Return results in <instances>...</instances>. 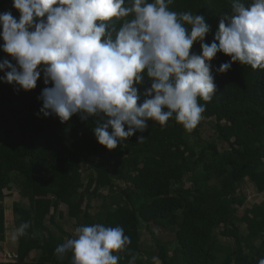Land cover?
I'll return each instance as SVG.
<instances>
[{"label":"trees","instance_id":"trees-1","mask_svg":"<svg viewBox=\"0 0 264 264\" xmlns=\"http://www.w3.org/2000/svg\"><path fill=\"white\" fill-rule=\"evenodd\" d=\"M241 2L247 6L252 0ZM232 3L174 0L170 10L203 16L211 28L204 43L211 44L221 17L232 14ZM8 11L19 19L12 0H0V13ZM201 52L200 42H194L190 53ZM4 59L16 64L0 49V62ZM230 60L218 52L210 61L217 89L210 102L198 101L205 112L193 130L174 117L164 125L149 120L148 128L112 150L99 144L93 131L105 121L103 114L79 112L62 122L55 114L40 113L38 97L52 86L44 84L43 72L29 91L0 81V244L7 238L5 200L14 182L29 203H14L15 227L30 225L17 238L14 258L0 264H72L71 251L63 257L55 253L75 235L62 220L75 221L76 228L122 227L131 242L113 253L118 264H258L264 258V202L243 216L238 211L247 202L239 192L244 181L264 192V69L237 61L219 72ZM150 85L145 78L137 86L138 106ZM212 119L217 140H205L202 121ZM95 199L102 204L92 213L84 207ZM151 225L172 230L175 239L160 240ZM144 227L154 241L149 250L141 244Z\"/></svg>","mask_w":264,"mask_h":264},{"label":"clouds","instance_id":"clouds-1","mask_svg":"<svg viewBox=\"0 0 264 264\" xmlns=\"http://www.w3.org/2000/svg\"><path fill=\"white\" fill-rule=\"evenodd\" d=\"M173 2L12 0L20 16L0 13V49L16 64L0 62L5 72L0 81L29 91L43 72L44 84L52 86L38 97L40 113L55 114L62 122L79 112L103 114L105 121L93 131L109 150L143 132L149 120L164 125L174 117L191 131L205 112L198 101L210 102L216 93L210 61L218 52L231 57L219 66L221 73L237 61L264 69V0L247 6L233 0L232 14L221 17L211 44L204 43L211 30L205 18L172 11ZM194 42H200L199 55L190 53ZM145 78L151 85L138 106L137 86ZM29 227L21 223L13 239L26 235ZM130 242L122 227L96 223L77 227L55 253L63 257L71 251L72 264H118L113 253Z\"/></svg>","mask_w":264,"mask_h":264},{"label":"rangeland","instance_id":"rangeland-1","mask_svg":"<svg viewBox=\"0 0 264 264\" xmlns=\"http://www.w3.org/2000/svg\"><path fill=\"white\" fill-rule=\"evenodd\" d=\"M48 86L50 84H47ZM203 126L201 127V136L205 140H217L216 132H215V120H203ZM221 148H225V145H222ZM85 174V173H84ZM186 186L190 187V183L186 182ZM264 188V183L262 184ZM20 184L18 182H14L12 185V195H8L5 200V207L6 211V218H7V238L6 241L0 244V262L10 261L14 258L16 254V248L18 246V239H13V235L15 233L16 227L14 224V212H13V205L16 202H19L22 205H28V200H24L19 192H20ZM8 194V190L5 191ZM240 194H243L247 197V202L243 207L239 208L238 214L239 216H243L247 212L249 208H251L254 204H260L264 202V192H260L256 189V187L249 182L248 180L244 181L239 188ZM104 194L108 193V190L103 191ZM102 201L95 199L89 203L85 204L84 208H88L89 211L92 213H96L98 208L101 206ZM61 210L66 214V207L62 206ZM64 227L66 230L70 231L71 233H75L76 229V222L72 221L66 223L65 220H62ZM153 227L154 232L156 233L157 237L162 241H172L175 239V233L172 230H164L161 228ZM142 246L146 250L151 249L154 246V241L151 236V233L147 229V227L142 228ZM37 253H33L32 257H35ZM159 264V262L157 263Z\"/></svg>","mask_w":264,"mask_h":264}]
</instances>
